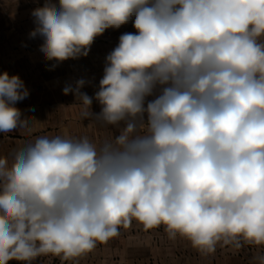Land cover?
Here are the masks:
<instances>
[{"label":"clouds","instance_id":"9594fccd","mask_svg":"<svg viewBox=\"0 0 264 264\" xmlns=\"http://www.w3.org/2000/svg\"><path fill=\"white\" fill-rule=\"evenodd\" d=\"M32 16L56 64L108 29L136 31L106 56L94 97L84 79L63 88L115 135L37 136L0 155V264L72 260L133 220L203 253L264 248V0H46ZM28 95L0 73V133L29 129L15 106Z\"/></svg>","mask_w":264,"mask_h":264},{"label":"crops","instance_id":"0c3cea01","mask_svg":"<svg viewBox=\"0 0 264 264\" xmlns=\"http://www.w3.org/2000/svg\"><path fill=\"white\" fill-rule=\"evenodd\" d=\"M46 0H0V73L18 75L29 91L26 99L16 107L23 117L29 118V129L0 133V155H8L25 141L37 136L67 135L79 138L86 133H116L113 126L103 127L88 119H82L80 101L71 93L63 94L66 85L86 81L81 91L94 97L104 74L105 62L98 64L75 62L88 68L98 65L100 72L85 71L82 74L67 70L75 65L72 59L56 64L47 61L39 50L43 40L30 33L36 27L33 9ZM93 47V46H91ZM84 67V68H85ZM154 99L150 96L147 100ZM101 110L93 99L92 111ZM257 255H264V248L243 244L236 249L222 242L214 252L203 253L181 237L169 239L163 226L145 229L133 220L128 228H121L117 237L72 260H62L55 255L37 257L33 264H259ZM9 264H19L12 260Z\"/></svg>","mask_w":264,"mask_h":264},{"label":"rangeland","instance_id":"374dc122","mask_svg":"<svg viewBox=\"0 0 264 264\" xmlns=\"http://www.w3.org/2000/svg\"><path fill=\"white\" fill-rule=\"evenodd\" d=\"M53 2H58V0H53ZM136 30L133 27V21H129V23L121 26L119 29H108L104 32L103 35L97 37L93 43V47H91L89 54L86 57H80L78 59H72V65L67 66V70H72L74 72H78L82 74L85 71H95L100 72L101 69L97 68L98 65H89L88 68L81 64H77L75 62H83L88 61L95 64L105 62L106 56L118 45L119 37L123 33H134ZM85 67V68H84ZM116 133H86L79 134V137L87 135L90 139L94 141H99L104 139L105 137L113 136Z\"/></svg>","mask_w":264,"mask_h":264}]
</instances>
